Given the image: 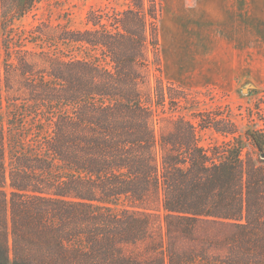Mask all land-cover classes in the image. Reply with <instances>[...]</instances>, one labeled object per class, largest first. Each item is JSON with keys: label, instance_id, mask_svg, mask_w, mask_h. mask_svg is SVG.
Wrapping results in <instances>:
<instances>
[{"label": "trees", "instance_id": "obj_1", "mask_svg": "<svg viewBox=\"0 0 264 264\" xmlns=\"http://www.w3.org/2000/svg\"><path fill=\"white\" fill-rule=\"evenodd\" d=\"M42 1L0 0V264H264V131L194 113L157 137L155 2L13 25ZM197 127L231 139L203 148ZM200 222L233 231L180 250Z\"/></svg>", "mask_w": 264, "mask_h": 264}, {"label": "rangeland", "instance_id": "obj_2", "mask_svg": "<svg viewBox=\"0 0 264 264\" xmlns=\"http://www.w3.org/2000/svg\"><path fill=\"white\" fill-rule=\"evenodd\" d=\"M153 1L158 61L150 64L142 92L144 99L154 98L155 82L161 80L165 102L155 106L157 137L170 130L178 115L198 125L194 113L228 115L242 134L248 128L264 131V0ZM129 6L128 0H44L13 25L29 30L44 21L83 29L90 10L111 13ZM177 96L185 99L179 106L169 99ZM196 136L203 148L231 139L200 127ZM232 231L230 223L200 222L194 240L174 236L172 241L186 251L207 241L220 243ZM211 251L222 253L223 247Z\"/></svg>", "mask_w": 264, "mask_h": 264}, {"label": "water", "instance_id": "obj_3", "mask_svg": "<svg viewBox=\"0 0 264 264\" xmlns=\"http://www.w3.org/2000/svg\"><path fill=\"white\" fill-rule=\"evenodd\" d=\"M245 90V89H244ZM262 158H264V154H262Z\"/></svg>", "mask_w": 264, "mask_h": 264}]
</instances>
